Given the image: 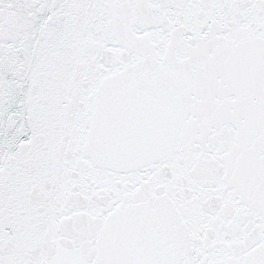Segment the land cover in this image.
Returning a JSON list of instances; mask_svg holds the SVG:
<instances>
[{
	"label": "snow or ice",
	"instance_id": "6c2138e0",
	"mask_svg": "<svg viewBox=\"0 0 264 264\" xmlns=\"http://www.w3.org/2000/svg\"><path fill=\"white\" fill-rule=\"evenodd\" d=\"M0 264H264V0H0Z\"/></svg>",
	"mask_w": 264,
	"mask_h": 264
}]
</instances>
